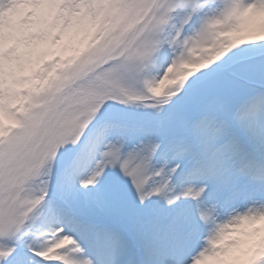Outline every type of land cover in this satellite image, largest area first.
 Wrapping results in <instances>:
<instances>
[{"label": "snow or ice", "instance_id": "snow-or-ice-1", "mask_svg": "<svg viewBox=\"0 0 264 264\" xmlns=\"http://www.w3.org/2000/svg\"><path fill=\"white\" fill-rule=\"evenodd\" d=\"M0 264H264V0H0Z\"/></svg>", "mask_w": 264, "mask_h": 264}]
</instances>
